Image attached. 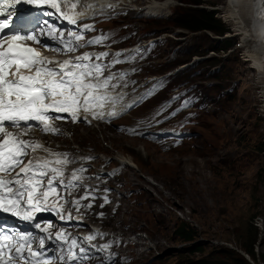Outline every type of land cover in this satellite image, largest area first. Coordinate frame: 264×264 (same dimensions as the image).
<instances>
[{"label":"rangeland","instance_id":"374dc122","mask_svg":"<svg viewBox=\"0 0 264 264\" xmlns=\"http://www.w3.org/2000/svg\"><path fill=\"white\" fill-rule=\"evenodd\" d=\"M123 1L117 0L115 9L109 10L113 15L118 14L117 19L105 23L106 32L114 40L124 39L126 45L143 46L146 42L141 39L147 33L161 28L173 31L159 36L162 40L148 54L149 61L139 66L136 79H132L138 80L134 87L140 90L165 75L162 86L153 93L155 97L112 124L64 122L57 127L58 135L42 134L43 139L57 141L59 150L69 151L74 160L91 153L96 158L93 163L98 166V172L108 168L116 171L107 180V185L112 186V200L100 203L88 220V224L115 235L116 264H183L201 254L191 252L193 242L203 246L204 255L213 245L233 243L241 248L247 226L264 207V96L262 85L254 77L258 71L250 56L252 47L244 42L238 20L234 19L235 23L228 19L225 8L228 0H208L218 4L215 9L230 28L229 36L236 46L225 53L193 57L192 76L173 78L176 68H169L174 66L179 53L173 42L174 34L186 33L180 38L183 49L189 45L207 46L211 35L200 33L196 39L197 35L176 27L175 19L182 14V7L187 6L181 0H171L164 10L151 8L157 0ZM210 55H216L217 59ZM171 93L181 104V110H185L184 115L158 126L154 121L160 117L155 113L160 114L164 103L171 102ZM229 94L235 97L233 101L229 100ZM196 96L200 102L210 97L219 102L187 116ZM187 100L191 103L184 106ZM178 108L179 104L174 102L169 110ZM183 128L195 134L185 137L182 143L174 137L152 140L150 134L134 135L137 130L150 133ZM21 132L38 139L35 131L21 129ZM119 154L135 160L137 165L120 161ZM182 223L197 232L193 242L180 236ZM259 243L255 247V263L264 264V238ZM164 251L167 256L153 260Z\"/></svg>","mask_w":264,"mask_h":264},{"label":"snow or ice","instance_id":"6c2138e0","mask_svg":"<svg viewBox=\"0 0 264 264\" xmlns=\"http://www.w3.org/2000/svg\"><path fill=\"white\" fill-rule=\"evenodd\" d=\"M23 5H33L37 8L46 6L54 11L42 12V15H55L72 25H77L78 20L85 15L86 9L96 7L88 4L87 0H0V213L25 222L36 221L33 227L45 234L38 236L33 232L22 233L13 230L8 227L4 216H0V264H55L56 261H59V264H84L91 259L90 248L96 247L91 245V241L97 236L103 237L104 234L96 232L83 238H70L65 232L57 231L53 236L50 231L53 225L44 222L42 226L38 221V214L54 211L64 220L63 204L59 203L63 197L58 194V188L66 190L76 187L75 182L80 179L77 172L82 173L86 169L74 170L71 180L65 183L60 179L64 175L63 169L53 165H68L74 162L68 159L66 153L61 155L50 152L53 159L28 160L25 164L24 157L28 155L29 150L35 152L44 146L36 141L24 139L27 132L17 134L8 128H20L23 125L30 129L33 125L29 122H36L35 126L42 132L58 134L60 130L50 121L67 117L51 115L53 113L68 114L74 123L82 119L87 121V116L81 117V113H90L92 119H105L104 107L110 105L112 110L107 116L119 115L115 105L123 97L111 96L109 89L118 87L130 73L123 70L113 72L112 69L117 64L133 60L142 50L130 55L113 53L107 62L105 60L110 55L107 51L97 53L94 57L85 52L63 62L48 60L27 42L40 44V36L46 35L56 41L57 47H43L60 53H72L81 47L101 44L107 36L94 37L80 44L85 33L94 30L91 25L84 24L83 30H70L65 36L63 30H58L47 20H39L34 13H24L21 10ZM104 7L111 8L112 5L101 6L102 9ZM260 18L264 19V13H261ZM121 56L124 58L121 59ZM53 64L57 66H51ZM162 83L161 80L155 81L152 88L147 89L138 100L125 108L130 109L142 102ZM190 103L191 100H187L184 106ZM84 159L91 160L94 157ZM50 196L56 197L52 205H49ZM90 198L95 199L91 193H85L71 203L77 211L81 207L91 208V203L81 204V200ZM104 201L108 203L107 197ZM67 219H72L71 213H68ZM53 240L58 247L54 250L56 255L50 257L47 255L49 249L46 241ZM112 246V243H105L97 247L96 251L107 252Z\"/></svg>","mask_w":264,"mask_h":264},{"label":"trees","instance_id":"16d2710c","mask_svg":"<svg viewBox=\"0 0 264 264\" xmlns=\"http://www.w3.org/2000/svg\"><path fill=\"white\" fill-rule=\"evenodd\" d=\"M182 5L186 4V7H182L184 10L177 19H175V25L177 28L185 29L190 33H201L206 35L208 32L212 34L211 37H208L210 43L207 46H198L193 48L191 45L183 49L181 36H184V33H176L177 39H174L173 42L176 43V46L181 45L177 49L179 53L176 55L174 61V66L188 64L194 56L204 57L211 52L219 53L220 51L228 52L236 46V42L232 40L230 36H227L228 33H231L230 28L221 18L219 12L215 9L218 4H212L208 0H181ZM189 5V6H188ZM195 6L196 8H192ZM172 30L167 28H161L144 35L143 38L157 37L162 33H170ZM173 32V31H172ZM198 34V35H201ZM195 36L196 39L200 36ZM162 40V39H161ZM192 40V39H191ZM189 50V51H188ZM196 53V54H195ZM217 59V56H210ZM208 58V57H205ZM204 58V59H205ZM188 59V60H187ZM187 61V62H186ZM193 64V63H192ZM188 64L185 68L179 70L175 73L177 78H180L182 75L192 76L194 72L190 69L194 68V65ZM197 72V70H195ZM174 75V76H175ZM220 78V76H218ZM216 77V78H218ZM214 84V83H213ZM215 86H220V84L215 83ZM208 88L209 85L207 86ZM229 100H234V96L229 94ZM211 102H218L216 98L210 97ZM184 236L191 238V232L182 230ZM244 240L242 246L245 250L256 260L254 243L257 240L258 232L253 225H248L245 233L242 235ZM196 250H202V247H198ZM187 264H251L247 259L244 258L240 253L236 252L233 249L228 247H222L217 249V252L213 254H208L207 256L191 261Z\"/></svg>","mask_w":264,"mask_h":264},{"label":"clouds","instance_id":"9594fccd","mask_svg":"<svg viewBox=\"0 0 264 264\" xmlns=\"http://www.w3.org/2000/svg\"><path fill=\"white\" fill-rule=\"evenodd\" d=\"M258 2H259V4L261 3V4H264V0H262V1H260V0H257ZM168 2H171V0H168ZM185 30V29H184ZM187 31V30H186ZM261 31L262 32H264V28H262L261 29ZM188 32V31H187ZM176 33H178V32H176ZM179 33H182V32H179ZM184 33V32H183ZM189 33V32H188ZM163 34H165V33H163ZM185 34L186 33H184V36H185ZM192 34H194V35H197V34H200V33H192ZM207 34H210L211 36H212V34L210 33V32H208ZM176 34H174V39L176 38L177 39V37L175 36ZM230 35V33H228L227 34V36H229ZM160 36V35H159ZM158 36V37H159ZM184 36H182V37H184ZM157 37V38H158ZM182 37H180V38H182ZM213 37V36H212ZM152 38H154V37H152ZM161 40V39H160ZM183 40V39H182ZM176 47H181V45H178V46H176ZM232 50H234V48L232 49ZM221 52H223V51H220L219 53H221ZM215 53V52H214ZM225 53V52H224ZM211 56V55H210ZM209 56V57H210ZM213 56V55H212ZM194 57H196V56H194ZM197 57H200V56H198L197 55ZM188 64H191L190 62L188 63ZM188 64H184V65H179V66H177V65H175V66H173V65H171V67L169 68V70H171V69H174V68H176V70L172 73V77L173 78H177L176 77V75H175V73L176 72H178L179 70H181V69H183V68H185ZM254 66H255V62H254ZM170 75V74H169ZM168 75V77H170ZM175 75V76H174ZM165 75H162V76H160L159 78H156V79H162L163 77H164ZM166 77V76H165ZM151 87H153V85H150ZM161 87V86H160ZM136 89V88H135ZM177 89V90H176ZM175 90L178 92L179 91V88H176ZM139 91V90H138ZM153 95V94H152ZM152 95H150V96H148L147 98H146V100H143L142 102H140V104H137L136 106H134V107H132V108H130V109H127V110H125V112L122 114L121 113V115H120V117L118 118V119H116V120H113V121H110V123H107V120H106V118L105 119H102V121H100V122H104V123H107V124H112V123H114V122H116L117 120H119L121 117H123V116H125L127 113H129L131 110H133V109H135V108H137L138 106H141L144 102H146L149 98H151L152 97ZM140 98V97H139ZM139 98H137V99H139ZM174 99V96H173V93H171V96H170V99ZM172 99H171V102H172ZM235 99V98H234ZM231 101H233V100H231ZM171 102H169V103H164V105H163V108H162V110H161V112H160V114H158L157 112H156V114H157V116L158 117H160V119H156L155 121H154V123H156L158 126H162V124H165V123H170V122H173V121H175V120H179L180 118H182L183 117V115H184V112H185V110H181V104L178 102V104H179V108L178 109H174V111H170L169 110V105H170V103ZM219 102V101H218ZM218 102H211L209 99H203V101H199L198 100V96H196V97H194V102H192L191 104H192V106H191V108H189V111H188V113H187V116L189 115H191V114H194V112L195 111H197V110H199V109H203V107L205 106V107H209V105H210V103L212 104V105H216ZM173 113H175L174 115H173ZM186 114V113H185ZM156 116V117H157ZM155 117V116H154ZM120 128L121 129H124V126L123 125H120ZM135 130V129H134ZM150 134V137H151V139L152 140H155V139H157L158 137H165V139H168V138H176V140H178V141H180L179 143H182V141L184 140V138L185 137H190V136H193L194 134H195V132L193 133V132H190V131H187L185 128H183V129H181V131H179V129L178 130H169V129H166V131H162V132H158V131H152V132H150V133H148V132H145V131H142V132H139V131H134V135H140V136H144V135H146V137L148 136ZM95 158V157H94ZM94 162V159H92V165L94 164L93 163ZM105 168V167H104ZM115 173H116V171L115 170H113L112 168H108V169H106V171L105 172H102V171H100V203H104L105 201H104V198L105 197H107V200H108V202H110L111 200H112V198L110 197V194L113 192V190H112V186H108L107 185V180H109L110 179V176L112 175V174H114L115 175ZM107 190V191H106ZM99 203H98V205H96V206H94L93 208H92V212L93 211H95L98 207H99ZM250 225H253L256 229H257V232H258V237H257V240H256V242L254 243V251H255V247H256V245H257V243H259V242H261L262 241V239L264 238V207H263V209L258 213V214H256L254 217H253V220H251V224ZM95 226H97L99 229H100V233H103L104 235H103V237H98V242H99V244H97L98 246L97 247H99V246H101V245H103V244H105V243H112L113 244V246H112V248L110 249V250H108L107 252H103V251H100V259H98L97 261H92V260H88L87 262H86V264H116V259H117V255H116V252H115V250H114V247H115V245H116V241H115V239H114V237H115V235L113 234L112 236L110 235V234H108V233H106V230L105 229H103L102 227H100V226H98V225H95ZM188 228V229H187ZM259 228V229H258ZM182 230H185V231H190L191 233V238H188V236H184L183 235V233H182ZM178 232L180 233V236L184 239V240H186V241H189V242H193L194 240H195V238H196V235H197V232L195 231V229H193V228H191V227H189L187 224H185V223H182V225L179 227V230H178ZM125 235H124V237H122V242H124V240H125ZM260 244V243H259ZM227 246H219V245H213V247L211 248V251L208 253V254H212V252H217V249H220V248H222V247H228V248H230V249H233V250H235L236 252H238V253H240L242 256H244V258L245 259H247L251 264H256L255 263V261L256 260H254V258H252V256L244 249V247H238V246H235L233 243H229V244H226ZM198 247H202V250L200 251V250H196ZM190 250H191V252L192 253H196V252H199V253H201L200 254V256H198L196 259H201V258H203V257H205V256H207L208 254H206V255H204L203 254V246L202 245H200V243H196V242H193V244L191 245V247H190ZM258 251V250H257ZM243 252V253H242ZM163 253V252H162ZM162 253H158L154 258H153V260H159V259H162V258H164L165 256H167L168 255V253L167 252H165L164 251V253L162 254ZM111 254H115L114 256L113 255H111ZM196 259H194V260H196ZM194 260H190V261H186L185 263H183V264H187V263H190L191 261H194ZM151 262V261H150Z\"/></svg>","mask_w":264,"mask_h":264},{"label":"bare ground","instance_id":"6f19581e","mask_svg":"<svg viewBox=\"0 0 264 264\" xmlns=\"http://www.w3.org/2000/svg\"><path fill=\"white\" fill-rule=\"evenodd\" d=\"M116 2H117V0H88V4L96 5V7L100 8V9H101L102 5H108V4H112V3L116 4ZM160 2H167V4L160 3ZM121 3H122V1H121ZM152 5H151L152 6L151 8L155 9V10H164V9H167L169 7L168 1H165V0L164 1H158V0L154 1ZM226 6L227 7H225V8H226L228 19H230V20H234V19L236 20L237 19L238 20L236 22L239 25L238 27L242 30L241 35H243V38L245 39L244 42L246 43V45H249V47H252V49L250 48V53H251L250 56H252L254 58V62H255V65H256V68L258 71V73H254V77L257 78L259 83L262 85L263 96H264V32L261 31V29L264 28V19L260 18L261 13H264V4H261V3L259 4V2L257 0H228V4ZM96 7H95V9H96ZM155 10H153V11H155ZM89 12H90V10L88 11V13ZM235 20H234V22H235ZM246 55H247V53H246ZM252 57L250 59H252ZM252 67H253V65L250 66L249 68L252 69ZM260 71H261V73H260ZM187 94H188V92H187ZM153 96L155 97V95H152V97ZM157 103L159 104V102H157ZM104 112H105V114H107L108 110L104 109ZM155 114H154V116H155ZM87 116H88L87 117L88 119L92 120V116L90 114ZM94 121L96 122V119H94ZM150 131H152V130H150ZM35 134H36L35 137L38 138V139H35V141L44 146L43 151L42 152L39 151V153L48 152V151H45L44 149H48L49 151H54V150L57 151L60 149V144H58L57 141L51 140L50 142H47L45 139H43L41 132L35 131ZM119 159H120V161H122L128 165H132L133 167H135L137 165V163L134 162L135 160H133V159L130 160L129 158H126V156L123 154H119Z\"/></svg>","mask_w":264,"mask_h":264},{"label":"water","instance_id":"95a60500","mask_svg":"<svg viewBox=\"0 0 264 264\" xmlns=\"http://www.w3.org/2000/svg\"><path fill=\"white\" fill-rule=\"evenodd\" d=\"M243 253V252H242Z\"/></svg>","mask_w":264,"mask_h":264}]
</instances>
